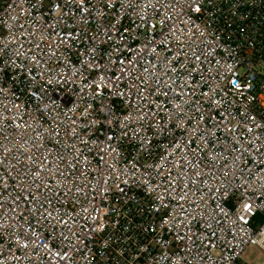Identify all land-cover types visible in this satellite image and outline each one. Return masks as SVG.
<instances>
[{
  "label": "built area",
  "instance_id": "1",
  "mask_svg": "<svg viewBox=\"0 0 264 264\" xmlns=\"http://www.w3.org/2000/svg\"><path fill=\"white\" fill-rule=\"evenodd\" d=\"M251 245L264 0H0V264H251Z\"/></svg>",
  "mask_w": 264,
  "mask_h": 264
},
{
  "label": "rangeland",
  "instance_id": "2",
  "mask_svg": "<svg viewBox=\"0 0 264 264\" xmlns=\"http://www.w3.org/2000/svg\"><path fill=\"white\" fill-rule=\"evenodd\" d=\"M244 258L251 264H264V252L258 246H249Z\"/></svg>",
  "mask_w": 264,
  "mask_h": 264
},
{
  "label": "trees",
  "instance_id": "3",
  "mask_svg": "<svg viewBox=\"0 0 264 264\" xmlns=\"http://www.w3.org/2000/svg\"><path fill=\"white\" fill-rule=\"evenodd\" d=\"M258 220H259L260 222H263V219H261V218H258Z\"/></svg>",
  "mask_w": 264,
  "mask_h": 264
},
{
  "label": "snow or ice",
  "instance_id": "4",
  "mask_svg": "<svg viewBox=\"0 0 264 264\" xmlns=\"http://www.w3.org/2000/svg\"><path fill=\"white\" fill-rule=\"evenodd\" d=\"M245 210H247V206H246V209Z\"/></svg>",
  "mask_w": 264,
  "mask_h": 264
}]
</instances>
